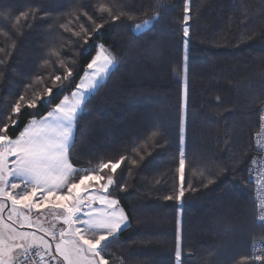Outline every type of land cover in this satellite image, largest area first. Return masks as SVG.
Here are the masks:
<instances>
[{"label":"trees","instance_id":"obj_1","mask_svg":"<svg viewBox=\"0 0 264 264\" xmlns=\"http://www.w3.org/2000/svg\"><path fill=\"white\" fill-rule=\"evenodd\" d=\"M101 3L120 19L103 14L107 22L87 45L83 35L65 30L84 25L91 32L94 24L83 13L101 22ZM188 3L185 38V0H0V123L20 94L52 86L51 75L64 72L61 60L78 70L52 105L23 110L9 132L13 137L37 111L45 114L71 92L97 45L115 57L85 101L72 148V161L81 169L120 155L139 160L133 148L144 156L137 166L126 161L117 170L125 187L117 185L112 195L128 225L105 248L109 264H176L178 220L182 264H235L242 256L262 255L252 249L264 225L256 222L247 170L264 110V0ZM20 13L27 19L17 22ZM145 20L149 27L135 32ZM37 75L43 83H34ZM182 147L184 196L166 200L179 189Z\"/></svg>","mask_w":264,"mask_h":264},{"label":"snow or ice","instance_id":"obj_2","mask_svg":"<svg viewBox=\"0 0 264 264\" xmlns=\"http://www.w3.org/2000/svg\"><path fill=\"white\" fill-rule=\"evenodd\" d=\"M97 11L101 14L99 23L94 15L83 13L94 24L91 32L84 25L80 31L65 30L72 31L76 37L83 35L87 45L93 34H98L107 22L103 20V14L112 21L120 19L112 6L104 3L98 5ZM183 13V35L187 38L190 31L187 27L190 20L188 0H185ZM27 15L20 13L17 22L21 18L27 19ZM149 23L145 20L135 27L139 30ZM96 47V54L84 67L71 92L58 99L45 114L39 115L37 111L18 134L9 135L19 123L18 117L24 109L38 110L41 105H52L56 93L72 85L78 70L68 67L63 60L60 64L64 72L51 75L52 86L45 85L42 93L34 92L32 96L20 94L11 105L9 115L0 123V264H109L105 248L127 226V216L119 200L112 195V189L119 185L120 190H124L125 185L119 184L117 170L129 158L120 155L117 159L83 169L72 161L78 116L89 94L98 90L100 82L116 62L103 44ZM3 51L0 48V52ZM51 54L60 55L55 50ZM2 63L4 61L0 60ZM43 79L37 75L34 83H43ZM183 100L186 102V89ZM181 107L183 109L184 103ZM261 122L264 127V115ZM183 131L182 115L181 144L184 142ZM133 151L140 159L129 162L137 166L144 156L136 148ZM185 156L182 147L177 169L179 189L174 197L166 196V200L181 201L184 196ZM256 183L264 186V176ZM257 208L264 213V204H258ZM257 219L264 222V215ZM181 240L178 220L176 264H182ZM249 260L253 264H264V254L242 256L235 264H246Z\"/></svg>","mask_w":264,"mask_h":264},{"label":"built area","instance_id":"obj_3","mask_svg":"<svg viewBox=\"0 0 264 264\" xmlns=\"http://www.w3.org/2000/svg\"><path fill=\"white\" fill-rule=\"evenodd\" d=\"M262 115H264V110L261 112L260 123L253 137V144L256 153L249 162L247 176L253 187L254 203L256 207V222L264 225V222L257 219L259 215H264V213H260L257 208L258 204H264V186L256 183L257 180L264 176V127L261 126ZM252 249L255 253L264 254V239L261 238L254 240L252 243Z\"/></svg>","mask_w":264,"mask_h":264},{"label":"rangeland","instance_id":"obj_4","mask_svg":"<svg viewBox=\"0 0 264 264\" xmlns=\"http://www.w3.org/2000/svg\"><path fill=\"white\" fill-rule=\"evenodd\" d=\"M143 22H144V21H143ZM143 22H142V23H139V24H143ZM149 25H150V23H149L148 25L142 27V28L139 29V30H137L136 27L134 26V31H135V32L142 31V30L146 29L147 27H149ZM104 47H105V46H104ZM105 49H107V47H105ZM107 50H108V49H107ZM108 54L111 55V53H110L109 50H108ZM111 56H112V55H111ZM113 67H114V64L110 67L109 72L112 70ZM109 72H108V73H109ZM107 75H108V74H107ZM107 75H106V76H107ZM106 76H105V78H106ZM105 78H104V79H105ZM103 81H104V80H102V81L100 82V84H101ZM100 84H99V85H100ZM90 94H91V93H90ZM90 94H89V95H90ZM127 225H128V220H127ZM124 228H125V227H124ZM124 228H123V229H124Z\"/></svg>","mask_w":264,"mask_h":264}]
</instances>
